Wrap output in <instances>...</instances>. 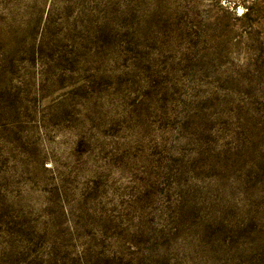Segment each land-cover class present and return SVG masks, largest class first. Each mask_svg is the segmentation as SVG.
Wrapping results in <instances>:
<instances>
[{"label":"rangeland","instance_id":"1","mask_svg":"<svg viewBox=\"0 0 264 264\" xmlns=\"http://www.w3.org/2000/svg\"><path fill=\"white\" fill-rule=\"evenodd\" d=\"M0 264H264V0H0Z\"/></svg>","mask_w":264,"mask_h":264}]
</instances>
